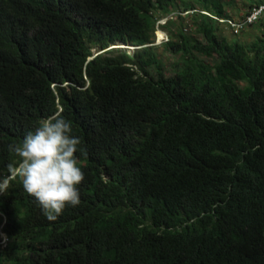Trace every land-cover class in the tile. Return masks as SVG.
<instances>
[{
	"label": "trees",
	"instance_id": "16d2710c",
	"mask_svg": "<svg viewBox=\"0 0 264 264\" xmlns=\"http://www.w3.org/2000/svg\"><path fill=\"white\" fill-rule=\"evenodd\" d=\"M236 1L0 0V174L57 112L84 149L56 221L19 179L0 195V264H264V12L229 39Z\"/></svg>",
	"mask_w": 264,
	"mask_h": 264
},
{
	"label": "clouds",
	"instance_id": "9594fccd",
	"mask_svg": "<svg viewBox=\"0 0 264 264\" xmlns=\"http://www.w3.org/2000/svg\"><path fill=\"white\" fill-rule=\"evenodd\" d=\"M80 145L71 122L59 112L41 120L21 143L8 146L18 160L7 164V175L0 174V195L7 194L11 182L19 179L47 220L56 221L66 207L80 204L78 186L84 181L76 155L84 153Z\"/></svg>",
	"mask_w": 264,
	"mask_h": 264
},
{
	"label": "rangeland",
	"instance_id": "374dc122",
	"mask_svg": "<svg viewBox=\"0 0 264 264\" xmlns=\"http://www.w3.org/2000/svg\"><path fill=\"white\" fill-rule=\"evenodd\" d=\"M249 5L243 1V0H237L233 5L231 6H227V11L229 12V14L231 15L232 19L235 21H239L242 18V15L245 14L248 10H249ZM181 16L179 17V15L177 13H173L172 15H170L167 18H163L160 23V28L157 29V31L155 32V44L157 45V52L160 54L161 57L164 58V63L166 64V66L168 67V69H171L173 63L176 61H178V58L173 56V55H166L163 51V43L166 42L169 38V34L171 33L170 31L172 30L173 32H177V30L184 24V26L186 27V29L188 31H190L189 28H191L189 26V23H191L187 12L186 11H182V13L180 14ZM172 19V24L168 25V20ZM167 24V25H166ZM168 26V27H165ZM222 32L229 38H235V36L232 35V33L234 32L231 28H227L225 25L221 27ZM245 29V28H244ZM243 29V30H244ZM242 31H240L238 34V38L242 41H249L251 39H253L254 34L255 33H260L252 28H247L245 31H243V33H241ZM235 33V32H234ZM109 49H119V50H126L128 52V54H133L135 52V47L133 46H125L123 44H117V45H113L111 46ZM94 53H98L96 50H94ZM168 74H170L169 71H167ZM3 240L1 242L5 243L7 241L5 236H2Z\"/></svg>",
	"mask_w": 264,
	"mask_h": 264
},
{
	"label": "built area",
	"instance_id": "2783aa9c",
	"mask_svg": "<svg viewBox=\"0 0 264 264\" xmlns=\"http://www.w3.org/2000/svg\"><path fill=\"white\" fill-rule=\"evenodd\" d=\"M263 12H264V5L253 6L248 11V13L239 21L227 20V22L235 33H239L245 27L255 23L260 18Z\"/></svg>",
	"mask_w": 264,
	"mask_h": 264
}]
</instances>
